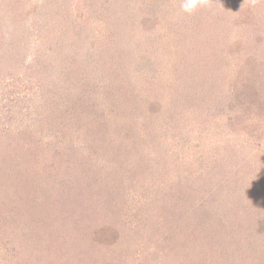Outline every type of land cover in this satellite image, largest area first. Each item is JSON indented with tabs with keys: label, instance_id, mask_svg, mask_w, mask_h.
Returning <instances> with one entry per match:
<instances>
[{
	"label": "rangeland",
	"instance_id": "rangeland-1",
	"mask_svg": "<svg viewBox=\"0 0 264 264\" xmlns=\"http://www.w3.org/2000/svg\"><path fill=\"white\" fill-rule=\"evenodd\" d=\"M3 2L6 4L0 1V27H6L13 19L15 25L31 23L37 28L26 41L24 37L18 39L14 57L0 56V146L6 155L1 166L17 164L11 170L0 171L1 253L17 251L30 260L27 264H103L101 254L106 245L102 241L96 244L98 249H82L83 239L94 234L89 224L113 223L123 237L136 233L140 247H147V241L160 231L168 236L172 229L163 225L170 221L165 217L170 211H158L157 203L150 205L156 191L150 197L143 194L153 173L166 174L165 164L179 175L174 191L180 195L177 200L194 197L195 203L203 207L201 199L208 183L201 173L221 161L225 148L234 152L237 143L247 140L243 134L238 136L228 130L225 122L220 123L218 111L205 113L202 108L208 103L210 107L215 105L216 95L209 91L214 85L218 89L233 85L250 91L255 70H249L241 57L257 53L264 61V0H197L192 11L185 10L190 0ZM110 29H114L112 36ZM123 55L128 58L124 64L120 61ZM241 68L250 75L249 83L241 78ZM236 78L242 81L238 83ZM86 83L91 86L85 89ZM70 85L80 87L82 93L74 98L64 97V88L71 90ZM257 86L262 90L264 79L262 87L260 82ZM230 95L224 94L226 100L239 101L238 107L247 112L246 123L252 120L248 116L252 108L245 100L256 103V93L243 99ZM103 97L111 103L105 104ZM57 101L62 103L56 106ZM151 101L164 113L148 114L146 107H151ZM74 103H88L84 105L86 116L82 115L84 111L79 113L72 107ZM232 105L231 108L236 107L237 103ZM60 113L66 115L62 117L64 124L57 120ZM45 116L58 128L52 129V135ZM223 116V121L231 117L230 111ZM32 124L38 125L39 130L29 127ZM242 127L250 146L254 145V133L260 129L259 155L264 157V123ZM230 132L239 140L226 137ZM165 135L169 141L174 136L182 140L177 144V155L171 145L165 148L169 143ZM103 138L107 141L101 145ZM162 146L169 149L166 158ZM92 147L95 154H91ZM263 157L260 162L256 155L248 161L241 159L238 174L232 176V181L240 174L261 177V184L248 181L235 199L248 201L246 213L258 215L260 220L264 219ZM218 167L229 172L224 164ZM95 172L99 179L90 174ZM15 176L20 179L16 185ZM233 184L224 186L226 193L234 191ZM128 187L132 189L130 194L125 192ZM76 188L75 197H71L70 192ZM213 201L212 208L219 209L215 198ZM223 216L222 212V219ZM54 219L62 224L58 232L47 228L56 224ZM159 221L164 223L156 232ZM67 223L77 231L81 226L78 236L82 241L67 237ZM88 241L86 244L93 247L92 240ZM116 252L113 256H117ZM94 253L97 256L91 261ZM132 253V248H125L120 262L113 258L107 264H124L133 258ZM251 256L253 264H264V246L256 257L253 252ZM0 264L13 262L5 263L0 257Z\"/></svg>",
	"mask_w": 264,
	"mask_h": 264
},
{
	"label": "trees",
	"instance_id": "trees-1",
	"mask_svg": "<svg viewBox=\"0 0 264 264\" xmlns=\"http://www.w3.org/2000/svg\"><path fill=\"white\" fill-rule=\"evenodd\" d=\"M0 1L3 4H6L3 2V0H0ZM9 7H13V6H11V4L9 3ZM11 21L7 23L8 25L6 27H3V26L0 27V56L1 55L10 56L11 54V57H14L16 55L14 48H15V44L16 43L18 44V39L21 37H24L26 41L28 39L27 36H31L33 28H37L36 27L37 24L32 25L31 23H27L23 25L18 22L15 25V21L13 19ZM42 27L43 26H41V31H39L40 33L43 30ZM113 30L114 29H110L111 36L113 35ZM115 34H117V30ZM34 35L37 36L38 31H36V34ZM28 42L29 41H27L26 44H28ZM118 50H121V49L119 48ZM114 57L117 59L119 58L116 55H114ZM241 59L243 61L242 63L247 65L249 70L251 69L255 70L253 71V73H255L253 74L255 78H254L253 84L251 82L252 86H251L250 91L246 92L247 90L245 89H240V90L236 89L233 85H230V87H227V86L221 87V89L220 88L218 89L216 87L217 85H214L213 88L210 86L211 89L209 91L213 92L216 95V102L214 101L215 105L213 104V106L210 107V103H208L207 106L204 105V109L201 107V105L199 106L200 108H202L203 112L205 113L213 109L214 111L215 110L218 111L217 116L222 118L221 119L222 121H219V122L220 123L225 122L226 125H228V128H227L228 130L230 129L232 132H235V134H237L238 136L240 134H243L244 139L247 140L245 143L244 142L237 143L236 144L237 149L235 151L233 150L234 152H232L230 148H225L221 161L220 162L217 161L216 166L214 165L211 168L209 167L206 169L205 173H201L202 175L201 177L205 175L206 178L204 179L208 183L207 187H204L205 196L203 199H201L202 200L201 205L203 207L198 206L195 203L194 197L187 199L186 197L183 196L182 198L177 200V197L180 195H178L174 191L178 188L176 187V185L178 186L177 183H178L179 175L173 170L168 169L165 164L166 169L164 170H166V174L159 175V174L153 173L151 177L152 180L149 181L150 184H148L143 194H147V197H150L151 194H153V190L156 191V196L155 197L153 196L154 199L153 201H150L151 202L150 205L151 204L154 205L157 203L160 205L158 211H166V212L170 211L168 215H165V217H167L170 221H167V224L163 225L167 227L169 226L172 229V231L168 234V236L165 235L164 232L160 231L158 234L156 233L155 238H153L151 241H147L148 243L147 247H144V244L142 247H140L141 240H138L136 238V235H137L136 233L134 235L129 234L128 237H123L122 236L123 234L119 236L118 235V233L120 234V231L118 232L119 227H116L113 223L108 222V223L102 224V226H98L96 223L92 225L90 224L88 225V226H91L93 228L92 230L94 231V234L91 236V238H89L90 240H92L91 244L93 245L94 248L92 246L89 247L88 245L90 244H86L87 242H89L88 241L89 239L84 238L82 241L81 240L82 238L78 236L81 226H80V229L77 231L74 229H70L67 223L66 226L69 229L64 228V231L67 234V237L69 236V238H71V240L74 242L82 241L81 246L84 252L98 249V247H95V246L99 241H102L106 245L105 246L106 251L105 252L103 251L101 254V258L103 259V262H102L103 264L110 263L113 260V258H114V261L116 259L117 262H120V259L122 258V255H121L122 250L125 248L128 250L132 248L134 253L131 254L133 258H129L128 260L124 262V264H212L213 261H216L218 264H253V257L251 256V252H253L254 256L256 257L257 254L262 249V245L264 246V219L260 220V218H257L258 215L257 216L255 215L256 216L255 217L253 215H249L246 213L247 207L250 206L248 205V201L246 203L245 202L241 203L239 200L241 201H246V200H243V198H238L239 200L237 202L235 201V199L238 197V195L241 194L239 189L241 188L243 189L245 186H247L248 181L255 180L256 183L261 184V181H260L261 177H258L257 179H255V178H250L246 175L242 176L240 174L239 178L232 181V176H235L238 174L237 171L238 169L241 168L240 167L241 166L240 163L242 162L241 159H247L248 155H250V157L247 159L248 161L251 159V155H256V161L260 162V157H263V154L259 155L260 147H259L258 141L260 140V138H262L260 136V129H259V132H256V133L252 132L250 134L253 137H254L253 133L257 134L255 136L256 137L255 141L253 142L254 145L250 146L248 143L247 134L244 132L245 127H242V126H245V124L255 125V122H256V125H259V123L260 124L264 123V86L262 90H260L259 87L257 86V82H260V85L262 87V81L264 79V77H262L264 75V61L262 60L261 57H259L257 53L253 54V57H250V56L247 58L241 57ZM121 60L123 61V64L128 62V58H126V56H124L123 59L120 58V61ZM249 65H251V67ZM253 66L255 67L254 69H253ZM228 74L229 73L225 74L226 78L230 77V75ZM240 75H241V78L247 82L251 80L250 75L247 72L246 73L243 72L242 68L240 69ZM236 79L238 83L242 81V79L240 78H236ZM4 82L5 81H3V85H5ZM73 85H70L71 90H69L67 87H66L67 90L66 88H64L65 89L64 97L69 95L71 96L70 98H74V96L78 95L81 92L80 90L82 89H80V87L73 88ZM88 85L91 86V83L90 84L86 83L83 88L86 89ZM138 91H141V90L138 89ZM251 92L256 93V96L258 97V101H256V103H253L249 100V98L247 101L245 100V104L248 103V108L249 109L252 108L248 116H250V118H253L252 120H249L250 123L249 122L246 123L245 116H247L246 115L247 112L243 110V107L242 108L241 106L238 107L239 101L238 102H230V101L228 102V100H226V98L224 97V94H231L230 96L232 97L233 96L236 97V95H239L241 97L240 99H243L246 97V95L251 94ZM70 98L68 100H70ZM79 99L80 97L78 98V100ZM103 99H104L103 102L104 103L106 102L105 104L111 103L110 101H106L104 97L102 98V100ZM206 99L208 102V97H206ZM60 102L61 101L55 102V105L58 106V103ZM195 102L196 103L199 102V97L196 99ZM234 103H237V106L231 108L233 106L232 104ZM84 105L87 106L88 103H81L80 106L74 103V106L72 107L79 113H81V111H84V114L82 115L86 116ZM77 106L79 107L77 108ZM150 106H151L150 108L148 105L146 107L147 109L146 111L148 112V114L149 113L153 114L151 111L156 112V113L163 111L164 113V110L161 107H159L156 102L152 104V101H151ZM157 106L159 107L158 109H157ZM228 106H230V109L228 108ZM226 111L228 112L230 111L231 117L229 118L227 117L226 120L223 121V117H224L223 114H225ZM89 115H90V111H88V116ZM157 115L159 116L158 113ZM64 116L61 115V117H57L59 124L63 123L62 119L64 118ZM138 116H140V113L138 114ZM44 118L45 120L48 119L47 116L43 117V119ZM86 119L88 120L89 118H86ZM254 119H256L255 122H254ZM33 120L35 119H32V121ZM120 122H123V121H119L118 123ZM236 123L237 125L234 127L233 124H236ZM48 124H49V127L47 130H49V135H52V132H53L52 129L55 128V130H57L58 128L56 125H54V121L51 119H48ZM99 126H101V124ZM230 126H233V127L230 128ZM29 127H31L34 131L39 130L38 129L39 126L36 124H32ZM97 127H95V130ZM41 129H44V128L41 127ZM151 130H154V129H151ZM157 132L159 131L157 130ZM169 132H172L175 135V132H173L172 130H170ZM232 132H230V135L226 137H230V138L234 137L236 138V140L237 139L239 140V137L236 135L234 136ZM189 134L191 136V133ZM177 135L178 133L176 134V136ZM176 136H174L173 139H170L172 141H169L168 136L165 135L164 137L166 141H169V143L166 144L165 148L171 145L170 147H171V150L174 152V155L178 154V151L176 150V148L179 147V145L177 144H179V142L181 143L182 141L180 139H177ZM144 139H145L144 140L145 142L148 140V139L146 140V138ZM99 141L101 142V139ZM106 141H107V138H103V142L101 143V145L103 143H106ZM147 143L149 142L147 141ZM184 143L187 144L188 142L185 141ZM191 145L192 147L194 146L193 144ZM146 146L148 145L146 144ZM165 148L163 146L161 147L162 151L164 152V156H165L164 158L168 157V151H169V149H165ZM94 149L95 148L93 147L91 148V151L93 150L91 154H95L96 151H94ZM226 149H229V150L226 152ZM236 153H239L240 156L235 157ZM2 157H6V155L2 153L1 146H0V171L2 170L8 171L14 168L15 166H17V164H14V165L3 164L1 166L2 161H3L1 160L3 159ZM15 160L17 159L15 158ZM235 160H237V162H235ZM263 161H264V157H263ZM223 164L229 169V172L225 173L222 171V168L220 169L218 167V166H222ZM13 172L17 174L20 173L17 170L15 171L13 170ZM90 174L92 175L93 178L94 177H96L97 179L100 178L97 175L98 174L97 172L93 174L90 173ZM89 178H91V176H89ZM14 179H15V185L16 183L20 182V179L18 176H15ZM8 182H10V180ZM227 183L236 184V185L233 184V186H235L233 192L226 193L227 191L224 189V186ZM2 185L3 186L6 185V182L5 181L2 182ZM127 189L125 192H127V194H130L131 187H128ZM75 191H78V188H76L73 192H70L71 197H75L74 195ZM230 197L232 198V200H230L229 202L227 199ZM214 198L216 200L215 205L216 204L219 205V209L217 210H214V208H212L213 203H214L213 201ZM222 212L224 213V216H223L224 219L221 218ZM253 213L256 214L255 211ZM53 221L56 224L50 225L47 228L48 229L52 228L53 232H58L62 224L59 225L60 222L58 223L56 219H54ZM160 221L158 222L159 224L154 228L156 232L159 231L158 229L164 223ZM75 228L78 229V227H75ZM67 237H65L64 235L63 239H66ZM20 244L22 245V243ZM20 248L23 251L25 250V247H20ZM117 248L118 249L120 248V249L117 252L114 251ZM74 251H77L78 254H82L79 251V249H75ZM115 252L117 256H113ZM96 256L97 254L94 253L91 261L95 260ZM0 257L2 261H5V263L13 262V264H27L30 262V260H28L26 256H21L20 254H18L17 251L11 252V254L9 255L8 254L4 255L0 251ZM21 260L23 261L19 262ZM71 263L73 262L71 261Z\"/></svg>",
	"mask_w": 264,
	"mask_h": 264
},
{
	"label": "clouds",
	"instance_id": "clouds-1",
	"mask_svg": "<svg viewBox=\"0 0 264 264\" xmlns=\"http://www.w3.org/2000/svg\"><path fill=\"white\" fill-rule=\"evenodd\" d=\"M196 6H197V0H190V3L186 6L185 10L192 11L196 8Z\"/></svg>",
	"mask_w": 264,
	"mask_h": 264
}]
</instances>
